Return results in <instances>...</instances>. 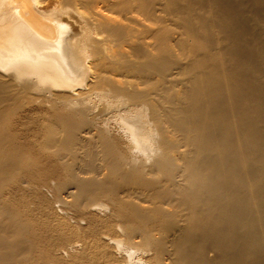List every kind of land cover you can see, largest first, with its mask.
<instances>
[{
    "label": "bare ground",
    "instance_id": "bare-ground-1",
    "mask_svg": "<svg viewBox=\"0 0 264 264\" xmlns=\"http://www.w3.org/2000/svg\"><path fill=\"white\" fill-rule=\"evenodd\" d=\"M51 4L0 18V264H264V0Z\"/></svg>",
    "mask_w": 264,
    "mask_h": 264
},
{
    "label": "rangeland",
    "instance_id": "rangeland-1",
    "mask_svg": "<svg viewBox=\"0 0 264 264\" xmlns=\"http://www.w3.org/2000/svg\"><path fill=\"white\" fill-rule=\"evenodd\" d=\"M39 1H41V4H39V3H37V0H0V18H1V20H3V19H5V18H7L8 16H12V17H14V16H16L17 14H19V12H21V11H23V10H25V9H28V10H31V11H33V12H35V13H39L38 12V10H40V8L41 7H43V8H45L46 7V5H49L50 7H47V11H48V13H51L52 12V10L54 11L55 10V8H54V6H52V2L54 1V0H39ZM95 1V0H94ZM97 1H99V0H97ZM100 1H103V0H100ZM51 4V5H50ZM40 7V8H39ZM67 25H69L68 23H67ZM58 213H60V212H58ZM58 213H57V215H56V221L55 222H57L56 224H55V222L53 223V225L55 226V228H58V230H63V231H65L66 232V234L68 233V234H70V236L69 237H72L73 235L71 234V232H73L72 230H74V227L72 226L73 224H72V222L71 221H69L68 220V222H67V220L65 221L64 220V218L60 215H58ZM59 217H61V218H59ZM57 219H59V221H57ZM61 220H63V221H61ZM65 223H66V225L69 223V225H65ZM64 224V225H63ZM72 224V225H71ZM65 226V227H64ZM69 226V227H68ZM62 227V228H61ZM64 228V229H63ZM73 228V229H72ZM70 229V230H69ZM72 229V230H71ZM71 231V232H68V231ZM72 235V236H71ZM90 241V242H89ZM92 240H86V244H84V245H86L87 247V249H89L88 251L89 252H91V253H88V251L86 250V249H84V251H86L87 252V254H102V252H108L109 254H110V252H111V254H113V252H114V256H118L119 254V258L121 257V254H123L122 252L123 251H121V249L122 248H119V247H117V246H115V245H112V244H110L111 246H108L109 244L107 243V242H105V241H99V242H97V243H94L95 241H92ZM89 242V243H88ZM100 242H101V244H102V242H105V243H103L102 244V247H103V245H105L106 243H107V245H106V248H102L101 247V244H100ZM91 243V244H90ZM99 243V244H98ZM90 244V245H89ZM97 245L96 247H94V245ZM79 245V244H78ZM77 245V247H79L80 248V250L81 249H83V248H85V246L84 245H82L81 246V244L78 246ZM93 245V246H92ZM115 246V247H114ZM90 247H92L91 249H90ZM93 247H94V249H95V253H93L94 252V249H93ZM99 247V248H98ZM100 247H101V249H100ZM108 247H112V248H108ZM78 248V249H79ZM97 248V249H96ZM115 248V249H114ZM105 249H107V250H105ZM111 249V250H110ZM119 249V250H118ZM101 250H102V252H101ZM104 250V251H103ZM114 250V251H113ZM115 250L116 251H118V253L117 252H115ZM86 252L84 253V254H86ZM97 252V253H96ZM100 252V253H99ZM117 257V258H118ZM132 257H134V258H132ZM136 258H135V255H133V256H131V262L133 261V263L134 262H136V260H135Z\"/></svg>",
    "mask_w": 264,
    "mask_h": 264
}]
</instances>
